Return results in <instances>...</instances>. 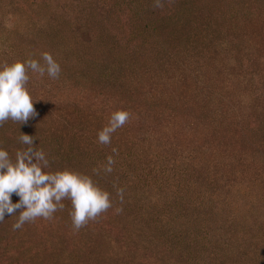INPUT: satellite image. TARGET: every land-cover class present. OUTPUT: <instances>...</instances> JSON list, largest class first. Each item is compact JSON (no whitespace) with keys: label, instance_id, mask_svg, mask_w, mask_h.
Returning a JSON list of instances; mask_svg holds the SVG:
<instances>
[{"label":"rangeland","instance_id":"374dc122","mask_svg":"<svg viewBox=\"0 0 264 264\" xmlns=\"http://www.w3.org/2000/svg\"><path fill=\"white\" fill-rule=\"evenodd\" d=\"M126 1L119 31L115 0H31L22 35L89 33L57 79L28 73L37 116L0 124V147L14 159L35 137L46 171L90 175L112 207L79 230L67 199L15 231L22 209L5 215L0 264H264V0ZM25 2L0 0V22ZM0 40V64L44 63ZM117 109L130 119L97 143Z\"/></svg>","mask_w":264,"mask_h":264},{"label":"clouds","instance_id":"9594fccd","mask_svg":"<svg viewBox=\"0 0 264 264\" xmlns=\"http://www.w3.org/2000/svg\"><path fill=\"white\" fill-rule=\"evenodd\" d=\"M154 6L162 7L161 0H153ZM43 64L36 59L0 64V124L11 120L26 124L30 118L37 116L36 109L27 83L28 73L43 77L45 73L51 79H57L61 68L48 52L41 53ZM131 113L117 109L110 113L107 124L96 134L97 143L108 145L112 134L130 119ZM36 138L21 133L19 143L27 147L15 152L13 159L9 152L0 147V221L5 215L12 216L19 211L17 220L12 224L15 231L26 222L36 218L50 220L57 210H63L65 199L71 202L69 216L74 230L84 227L112 207L110 193L96 184L90 175L71 169L46 171L49 160L42 149L34 147ZM113 148V153H115ZM114 160L106 157L103 171L111 173ZM98 170L93 169V173ZM123 188H117V196L123 200ZM19 199L13 203L11 196ZM117 212L120 209H116Z\"/></svg>","mask_w":264,"mask_h":264},{"label":"trees","instance_id":"16d2710c","mask_svg":"<svg viewBox=\"0 0 264 264\" xmlns=\"http://www.w3.org/2000/svg\"><path fill=\"white\" fill-rule=\"evenodd\" d=\"M31 3V0H26L25 7L11 14L8 24L0 22V38L3 37L7 41L6 45L10 52L20 55H25V52H31L35 49L41 53L48 52L53 56L55 61L65 67L66 58L64 54L68 51L74 52L72 50L77 48L78 45H83L85 42L82 40V36L85 34L88 36L89 32L74 31L75 28L80 29L76 26H72L71 30L69 29L65 32L62 28L63 26L58 24L45 29V25L38 26L35 34L27 33V35H22L20 31L24 32L28 28L29 19L27 13L32 9ZM127 5L128 2L126 0H119L118 2L115 0L114 8H112L115 25H117L119 31L123 29V26L119 23V18L127 12ZM121 7H124V9ZM66 26L69 27L70 25L66 24ZM94 40L93 38L92 41ZM115 41L118 40L115 39ZM1 42L2 40H0ZM61 54L62 56L59 57ZM76 60L80 63L85 61L82 57H76Z\"/></svg>","mask_w":264,"mask_h":264}]
</instances>
